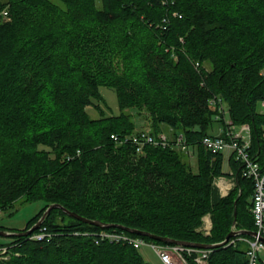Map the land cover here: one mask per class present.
I'll return each mask as SVG.
<instances>
[{
    "label": "trees",
    "instance_id": "obj_1",
    "mask_svg": "<svg viewBox=\"0 0 264 264\" xmlns=\"http://www.w3.org/2000/svg\"><path fill=\"white\" fill-rule=\"evenodd\" d=\"M263 63L264 0H0V210L43 201L22 228L0 229L26 230L57 203L186 243L255 231L252 181L231 156L235 184L221 196L214 179L229 175L223 154L204 150L200 139L215 121L208 98L219 95L233 123L250 125V152L263 164ZM99 86L115 90L118 114L88 115L102 100ZM131 108L146 112L153 133L162 124L181 132L195 148L196 170L173 146L136 153L116 144L111 133L136 129ZM206 214L208 234L199 230ZM41 227L49 237L29 238L40 227L0 236V264H149L127 243L94 241L120 228L58 207ZM243 237L252 238L237 234L212 248L207 264H246Z\"/></svg>",
    "mask_w": 264,
    "mask_h": 264
},
{
    "label": "built area",
    "instance_id": "obj_2",
    "mask_svg": "<svg viewBox=\"0 0 264 264\" xmlns=\"http://www.w3.org/2000/svg\"><path fill=\"white\" fill-rule=\"evenodd\" d=\"M3 13L6 14V11H3ZM260 74L264 76V63ZM207 102L214 109L213 118L220 124L217 132L203 135L200 139V144L204 150L212 153L228 151V159L232 156L239 163L240 175L252 181L253 191L250 198V212L253 216L256 236H252V238L243 237L242 239L247 243L246 264H264V243L259 239V237L264 238V162L262 164L258 160V157L253 156L250 152V125L246 122L240 124L233 123L228 115V107L219 95L209 97ZM259 103L261 108L258 111L264 114V97ZM110 138L116 144L130 143L134 146L136 153H142L144 146L151 145L162 148L173 146L189 155L192 154L190 145L186 142L182 133H178L175 137H170L165 132L152 133L147 128L123 135L111 133ZM229 174V177L219 176L214 179V185L221 196L226 195L235 184V176L232 170L229 171ZM207 219L208 222L206 223L205 220ZM39 227V231L30 235L29 238L40 240L50 236L44 227ZM210 227L209 216H204L199 230L204 234H208ZM94 241L96 243L100 241L127 243L136 249L144 244L148 245L155 252L159 264H191L188 258L195 264H207V257L211 252V248L146 241L140 236L117 230H101L94 234ZM5 251V247L0 248V254L3 255Z\"/></svg>",
    "mask_w": 264,
    "mask_h": 264
},
{
    "label": "rangeland",
    "instance_id": "obj_3",
    "mask_svg": "<svg viewBox=\"0 0 264 264\" xmlns=\"http://www.w3.org/2000/svg\"><path fill=\"white\" fill-rule=\"evenodd\" d=\"M5 11V9L3 10ZM1 12V15L4 16L5 14ZM99 94L101 96L100 101L98 102V106L88 105L86 107V111L90 117H99L100 115L108 116V115H116L119 113V105L118 99L115 93V90L107 87V86H99ZM94 102L95 99H92ZM260 103L257 104V109H260ZM129 112L132 114V120L135 124V130L145 129L149 127L150 121L147 118L146 112H144L145 116L138 114L136 109L131 108L128 109ZM212 129H210V133H215L219 126V122L214 121ZM165 125H161V129H163ZM164 130V129H163ZM167 132V131H164ZM169 133V131L167 132ZM187 160L192 165L193 170H196V152L195 148L193 147L192 154L189 155L188 153H183ZM228 159V151L223 152V161H222V170L224 172L228 171L229 161ZM43 205L42 200H35L28 203L20 202L19 200L15 202L14 206L8 210H0V225L4 226L5 228H22L25 225V222L28 218H30L33 214H35ZM206 216V215H204ZM203 216V217H204ZM203 223V218H202ZM202 225V224H201ZM0 239H2L0 237ZM139 253L143 257L145 261L149 264H159V260L155 254V252L149 247L148 245H142L138 248Z\"/></svg>",
    "mask_w": 264,
    "mask_h": 264
},
{
    "label": "water",
    "instance_id": "obj_4",
    "mask_svg": "<svg viewBox=\"0 0 264 264\" xmlns=\"http://www.w3.org/2000/svg\"><path fill=\"white\" fill-rule=\"evenodd\" d=\"M53 207L61 208L68 215H70V216H72V217H74L80 221H83V222H86V223H89L92 225L106 226V227L110 226V227H114V228H120L122 230L128 231V232L133 233V234L147 236L153 240H158V241L167 242V243L183 244V245H187V246H195V247H199V248H217V247L226 245L229 243V240L237 234L243 233V234H247L250 236H256L255 231H245V230H234V229H232L225 235V238L222 241L217 242V243H186V242L174 240V239L167 238V237H160V236L153 235V234H150V233L145 232V231L132 229V228H128V227L117 225V224H105L99 220H93V219H89V218H86L84 216H81V215L77 214L76 212L70 211V210L64 208L63 206H61L60 204H57V203L48 205L46 207V209L43 211L42 215L28 229L23 230V231H7L4 229H0V236L6 237L9 235H16V236L17 235H21V236L22 235H29L31 232H33L35 229H37L42 224L45 216L50 211V209ZM259 239L264 243L263 237H259Z\"/></svg>",
    "mask_w": 264,
    "mask_h": 264
},
{
    "label": "bare ground",
    "instance_id": "obj_5",
    "mask_svg": "<svg viewBox=\"0 0 264 264\" xmlns=\"http://www.w3.org/2000/svg\"><path fill=\"white\" fill-rule=\"evenodd\" d=\"M147 128H149L150 129V131H151V127L149 126V127H146L145 129H147ZM144 129V128H143ZM139 130H142V128L141 129H139ZM135 131H137V130H135ZM134 132V131H133ZM152 132V131H151ZM161 132H164V131H161ZM170 133H167V132H165L166 134H168V136H170V137H175L177 134H175L174 136L171 134V131H169ZM132 133V132H131ZM153 133V132H152ZM179 133H181V132H179ZM190 145V144H189ZM190 148H191V150H193V147L190 145ZM180 150V149H179ZM184 152V151H183ZM186 153V152H185ZM229 169V168H228ZM231 169V168H230ZM207 216V215H206ZM209 216V215H208ZM209 218H210V216H209ZM205 222L207 223L208 222V219L207 220H205ZM210 222H211V220H210ZM211 228V227H210ZM121 231H124V230H121ZM124 232H126V231H124ZM32 233V232H31ZM144 239V238H143ZM147 241V240H146ZM230 241V240H229ZM232 241V240H231ZM157 243H159V242H157ZM167 243V242H166ZM168 244H175V243H168ZM181 245H183V244H181ZM185 246H187V245H185ZM192 247H195V246H192ZM199 248V247H198ZM212 249V248H211Z\"/></svg>",
    "mask_w": 264,
    "mask_h": 264
},
{
    "label": "crops",
    "instance_id": "obj_6",
    "mask_svg": "<svg viewBox=\"0 0 264 264\" xmlns=\"http://www.w3.org/2000/svg\"><path fill=\"white\" fill-rule=\"evenodd\" d=\"M163 129H164V130H163ZM163 129H162L163 131H167V132L170 131V128H169L168 126H166V125L163 127ZM169 133H170V132H169ZM230 170H231V169H230V166H229V169H228L227 172L229 173ZM226 176L229 177L230 174H229V175H226ZM206 215H209V214H206Z\"/></svg>",
    "mask_w": 264,
    "mask_h": 264
}]
</instances>
